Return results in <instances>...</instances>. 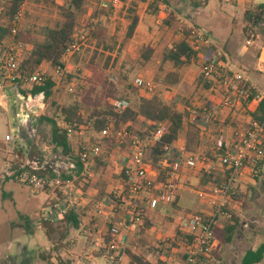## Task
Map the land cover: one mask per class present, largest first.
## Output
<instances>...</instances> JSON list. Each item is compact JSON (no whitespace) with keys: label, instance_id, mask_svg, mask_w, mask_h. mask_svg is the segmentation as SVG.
Returning <instances> with one entry per match:
<instances>
[{"label":"built area","instance_id":"2783aa9c","mask_svg":"<svg viewBox=\"0 0 264 264\" xmlns=\"http://www.w3.org/2000/svg\"><path fill=\"white\" fill-rule=\"evenodd\" d=\"M245 1L251 3V0ZM25 3L13 18L11 40L0 45V100L7 101L10 98L15 111L12 132L5 135V142L11 147L27 137L32 138L36 133L38 118L45 113L44 106L38 104L36 98L22 97L14 86L15 81L21 77L27 49L26 43L16 40ZM120 4L121 0H100L99 5L108 9ZM63 5L71 8L67 2ZM4 10L5 6L0 2V21ZM81 30L78 27L75 40L68 46L63 58L64 66L50 70L49 74L56 85L68 74L67 60L85 39L86 33L81 34ZM78 38L82 40L79 43ZM251 42L247 41V44ZM190 44L194 50L208 56L201 72L212 83V89L218 95V99L210 101L201 111L194 113L193 118L200 129L216 121L221 111L233 110L250 97H255L256 101L264 99V95L243 73L231 70L217 51L210 49L201 33L192 32ZM259 60L264 66V52L260 54ZM48 72L43 65L39 66L24 78L22 88L31 92L35 85L46 80ZM134 86L148 94H153L156 90L152 81L142 77L134 80ZM74 89L75 84L69 83L68 92L72 93ZM111 104L119 111L127 106L121 100H113ZM58 124L67 131L75 158L59 157L53 165L36 160L27 161L21 169L11 173V177L36 194L45 193L48 187L54 191V198L39 215L41 224H58L69 213L81 216L83 233L90 241V246L76 256V264H98V258L106 264H122L128 247V233L140 235L149 213L156 212L161 204L167 205L181 195V176L187 171L211 172L218 166L225 179L208 190L196 191L198 200L208 206L209 211L184 215L179 219L177 227L191 239L184 245V260L175 264H205L216 249L213 229L217 227L220 216L228 215L224 208L229 196L235 193V185L247 172L254 178L258 177L264 166V116L261 119H250L228 137L221 131L213 150L216 155L221 154L217 162L186 146L166 145L163 160L157 167L151 162L153 146L168 133L170 121L154 123L153 130L143 137L137 134L130 123H121L116 127L109 122L98 134L91 136L86 134L83 125L76 130L61 118H58ZM103 141L112 142L113 146L106 145ZM44 152L48 154V148ZM99 162L108 164L119 178L111 191L96 197L90 190L84 189V182L99 175ZM167 169L166 179L158 181L160 170ZM47 171L52 172L51 177L46 176ZM150 228L149 230L155 231V226ZM156 232L158 233L157 229ZM159 234L158 239L165 244L158 247L163 255L169 257L173 252L169 243L174 239L163 234L162 230ZM69 243L75 246L76 241Z\"/></svg>","mask_w":264,"mask_h":264},{"label":"rangeland","instance_id":"374dc122","mask_svg":"<svg viewBox=\"0 0 264 264\" xmlns=\"http://www.w3.org/2000/svg\"><path fill=\"white\" fill-rule=\"evenodd\" d=\"M132 1L138 3L136 11L142 16V27L148 32L145 38L134 37L132 40L125 38L128 25L125 15ZM164 1L167 4L161 5L159 16L151 15L149 8L145 9V3L141 0L121 2L113 15L111 14L108 18L101 15L98 21L103 28L102 41L109 47L113 46L114 51L111 54L101 49L105 56H99L95 63H90L96 42L86 37L85 43L73 53L68 64V73L74 76L72 82L75 87L81 79L87 85V91L93 96H99L102 94L105 82L113 79L120 92L125 91L124 89L130 85L128 93L131 101L135 102L141 96V92L134 86V80L142 77L152 81L156 92L161 93L165 100L177 103L180 109L190 107L198 111L204 108L210 101L218 99L215 98L214 89L204 91L197 84L203 64L207 62V55H202L197 64L193 63L184 68L180 83L176 86L164 84L162 78L165 73L159 71L163 52L178 42L186 29L201 33L231 70L243 74L250 72L251 63L256 60L260 47L264 46V16L263 20L254 26L248 21L245 13L254 11L259 4L264 3V0H253L251 3H246L245 0H210L208 4H205L204 0ZM64 3L65 0H26L24 16L19 26L22 31H30L26 40H33L41 27L54 25L60 19L59 7H65ZM99 4L100 0L88 1L84 12L79 15V30L95 11H100ZM170 12L174 13L178 19L172 27L163 23ZM81 41L79 39L78 43ZM247 41H252L251 45H247ZM147 46L152 47L154 52L150 61L145 63L140 54ZM76 54L77 61L74 57ZM107 55H111L112 58L106 67ZM238 64L244 67L238 68ZM234 68L242 71L234 70ZM170 70L172 66L169 64L165 72ZM48 71V77H52L49 74L50 70ZM252 76V81L264 93V76ZM68 84L66 76L57 85L55 83V97L58 101L70 100L72 93L67 90ZM9 96H11L10 93ZM44 108L43 112L47 113L46 107ZM252 108L253 104H249L247 108L239 106L223 112L221 114V119L225 121L223 126L232 132L237 130L250 120L249 111L253 110ZM14 112L10 98L7 101L0 100V264H57L59 258L56 253L52 254L53 258L50 260H43L41 256L47 255L46 249L54 242L48 238L46 229L39 221V215L48 205L51 197H54V191L48 187L45 193L36 194L26 185L12 178L11 173L21 169L27 161L36 160L53 165L59 157L67 156L63 155L61 150H54L50 144V127L47 124H36V133L32 135V138L27 137L15 147L6 143L5 135L11 134L14 125ZM228 115L230 121L226 122ZM213 133L211 131L210 135ZM207 140L212 142L210 136ZM45 148H48V154L44 152ZM19 149L23 151L19 153ZM45 174L52 176L51 171ZM106 174L112 184V187L107 189L109 192L115 186V182L111 180V171L108 170ZM193 174L187 177L181 176L183 202L177 206H170L165 213L155 215L157 230L164 228L169 231L166 232L168 235H173L181 217L209 211V207L202 204L196 196V191L202 189L198 187V173ZM237 190L247 195L244 203L238 202L237 205L230 206L231 211L239 218L237 229L232 242L220 246L216 254L211 257L210 264H241L246 251L256 249L264 242L263 170L255 178L246 174L241 177L235 185L234 194ZM229 217V215L220 216L219 224L223 226ZM77 230L81 232L82 226L80 225ZM156 237L154 234L152 238L147 237L143 243L139 244V253L143 254L148 261L154 262L158 256L159 242ZM71 238H78V244L71 253L68 252V246L61 247L59 253L62 259L61 264H76L75 255H78L83 248H88L87 243L83 242L77 231L71 232ZM129 261L130 258L127 256L122 264H128ZM96 262L106 264L100 258L96 259ZM259 264H264V259Z\"/></svg>","mask_w":264,"mask_h":264},{"label":"trees","instance_id":"16d2710c","mask_svg":"<svg viewBox=\"0 0 264 264\" xmlns=\"http://www.w3.org/2000/svg\"><path fill=\"white\" fill-rule=\"evenodd\" d=\"M38 1V0H37ZM44 1V0H42ZM89 0H65L71 8L59 7L60 19L51 26L41 27L36 32L35 38L26 40V36L30 31H22L18 29L16 40L27 44L25 51L24 61L21 67V77L15 81L16 92L24 98L29 96L36 98L38 104L46 107L47 113H44L38 118L36 124H47L50 127V144L54 147V150H61V153L71 159H74L73 152L70 147V140L67 131L60 128L58 124V118H61L67 124L72 125L76 130L78 126H85L87 135L98 134L107 123L112 122L116 127L121 123H130L136 130L137 134L141 137L149 134L153 129L152 125L158 122L170 121L171 126L168 133L159 139L153 146L152 164L157 165L162 162L164 156V147L166 145H173L177 141L180 132L184 129L188 122L189 112L186 110H178L173 102H169L163 98L161 93L155 92L148 94L144 90L140 89L141 96L135 101H131L128 90L131 88L127 86L125 91L120 92L117 89V84L113 79H109L103 86L102 94L99 96H93L91 92L87 91V85L84 81L77 82V86L71 94L70 100L58 101L55 97V81L52 77H47L40 85H35L31 92L22 88L23 80L26 76L33 72L41 65H46L47 70H51L55 67L64 66L63 58L66 54L68 46L76 38L78 32V19L79 15L84 12V8ZM146 3L148 0H141ZM209 0H204L207 4ZM5 6L4 13L0 21V45L11 40V29L14 25L13 18L16 12L23 6L26 0H4ZM99 2V1H98ZM126 3L127 0H121ZM131 7L128 8L125 15L128 21L127 31L125 38L131 39L135 33V30L139 24V16L136 11L138 6L137 1L131 2ZM166 5L164 0H151L149 2V12L153 16H159L161 12V5ZM195 4V2H194ZM199 4V3H196ZM113 12V7L108 9L100 8V11H95L91 17H89L82 27V33H86V37L95 41V48L93 50L90 63H95L99 56H105L101 49L107 50L112 54L114 47H109L104 41H102V24L98 21L101 15L108 18ZM247 19L254 26L263 20L264 16V3L259 4L254 11H247ZM177 17L174 13L170 12L163 20V23L172 27L177 22ZM20 28V27H19ZM193 29H186L183 32L182 38L168 47L162 54L159 62V71L165 73L162 78V82L167 85L176 86L180 83L182 77V71L184 68L190 66L193 62L197 64L202 56L200 51L194 50L190 44ZM81 33V34H82ZM80 34L78 35V37ZM79 41V39H78ZM211 50H215L210 46ZM152 47H145L140 56L142 60L147 63L150 61L153 55ZM75 60H78L76 54ZM111 55H107L106 67L111 61ZM172 66V70L165 72L167 65ZM205 65V63L203 64ZM74 79L71 73L66 75V80L70 83ZM126 79V77H123ZM127 80V79H126ZM197 84L204 90H211L212 83L204 77L201 72L197 79ZM113 100H121L127 103V106L122 111L117 110L112 104ZM249 104H253V110L249 111L250 119H261L264 116V99L256 101L255 97H250L246 101H243L241 107L247 108ZM50 111V112H49ZM35 124V127L37 126ZM198 134L195 129H191L188 132V144L192 147L197 143ZM106 145L113 146L112 142L103 141ZM23 150L19 149V153ZM219 155L208 153L211 160L217 162ZM100 172L99 175L93 179L84 182V189L87 191H94L96 197H101L107 193L108 179H107V165L103 162H99ZM166 171L160 170L158 181L166 179ZM72 176V175H71ZM75 176V175H73ZM66 177V176H64ZM198 187L202 190H208V187L215 186L221 183L225 178L221 170L218 168L211 172L201 171L199 173ZM247 195L241 193L240 190L236 191V194L230 195L228 203L224 208V212L230 217L224 223L222 227H215L213 229L214 238L216 242V249L209 256L207 264H210V259L214 256L220 246L230 244L232 242L234 233L239 223L237 215L231 211L230 203H244ZM177 198L170 201L169 204L176 206ZM167 205L161 204L157 209V213H163L167 211ZM243 205V204H242ZM80 215L76 213H69L65 216V219L58 224L43 223L42 226L46 229L48 238L54 242L53 249L47 255H41L43 260H50L52 254L56 253L59 258V264L62 263V259L59 257L60 249L62 246H68V242H65L70 234L72 227H79ZM156 216L148 214L145 219V227L148 228L149 224H152ZM146 229L141 230V237L137 239L134 249H126V255L130 258L129 264H168L169 257L163 255L158 250V256L156 260L148 261L145 256L139 253V244L143 243L146 238ZM184 234L179 230L176 232V239L170 242L172 250L178 249L177 242L183 241ZM187 241L191 239L188 235ZM185 242V241H184ZM165 243H159L163 245ZM264 259V242L261 243L256 249H250L245 252L241 264H259Z\"/></svg>","mask_w":264,"mask_h":264},{"label":"crops","instance_id":"0c3cea01","mask_svg":"<svg viewBox=\"0 0 264 264\" xmlns=\"http://www.w3.org/2000/svg\"><path fill=\"white\" fill-rule=\"evenodd\" d=\"M210 1V0H209ZM208 1V2H209ZM253 0H251V2H252ZM208 2H207V4H208ZM119 6V5H118ZM117 6V7H118ZM141 7H142V5H140ZM148 6H149V0L145 3V9H148ZM117 7H113V12H112V15H113V13H114V10H116L117 9ZM101 8V7H100ZM138 13V12H137ZM138 16H139V24H138V26H137V28H136V30H135V33H134V35H133V37L131 38V40L134 38V37H140V38H145L147 35H148V32H146L145 31V29L142 27V16H140L139 14H138ZM81 33H82V30H81ZM84 34H85V32H83ZM82 33V34H83ZM85 38H86V34H85ZM85 41H86V39H84V41H83V43H81L82 45L85 43ZM252 43V42H251ZM251 43L249 44V45H251ZM248 45V44H247ZM262 52H264V46H262V47H260V49H259V52H258V55H257V57H256V60L254 61V62H252L251 63V70H250V72H248V73H245L244 72V75L250 80V82L257 88V90L259 91V92H261V90L259 89V87L258 86H256V84L252 81V75H254V76H257V77H259V76H264V66L263 65H261L260 64V60H259V57H260V54L262 53ZM73 55V54H72ZM71 55V56H72ZM71 56L68 58V60H67V67H68V64H69V62H70V59H71ZM194 63V62H193ZM192 63V64H193ZM228 65V64H227ZM238 68H240V67H244V66H241V65H239L238 64V66H237ZM43 68H46L47 69V66L46 65H44L43 64ZM238 68H234V70H240V69H238ZM240 71H242V70H240ZM200 75V74H199ZM204 90V89H203ZM204 91H207V90H204ZM262 93V92H261ZM215 94V98H218V95H217V93L215 92L214 93ZM263 95H264V93H262ZM175 105H176V108L178 109V110H181V111H183V110H186V111H188L189 112V118H188V122L186 123V125H185V127H184V129L180 132V134H179V137H178V139H177V141L176 142H174V144L173 145H175V146H186L188 149H191V150H193V151H196V152H198V153H200V154H203V155H205V156H207L209 159H210V157L208 156V153H214V147H215V143H216V140H217V137H218V135H219V133L221 132V131H224L225 132V134H226V136L228 137V136H230L231 135V133H232V130H228V128L226 127V126H223V124L225 123V121H223V119H221V114H223V112H225V111H227V110H223V111H221L218 115H217V119H216V121H214L213 123H211L210 125H208V126H206L205 128H203V129H200L199 128V126H198V123L194 120V118H193V116H194V113L195 112H199V111H201L203 108H201V109H199L198 111H195V109H191L190 107H183V108H179L178 107V105H177V103H175V102H173ZM230 121V117H229V115H228V117H227V119H226V122H229ZM217 126V127H216ZM215 128V129H214ZM191 129H195L196 131H197V134H198V138H197V143L194 145V146H190L189 144H188V132L191 130ZM214 129V130H213ZM225 129H227V131L225 130ZM211 131H213L214 133L212 134V135H210L211 134ZM210 136V140H212V142H208V140H207V138ZM215 154V153H214ZM119 157H120V153L117 155V158L119 159ZM107 165V171L109 170V171H111V180L112 181H114L115 182V185H116V183H117V179L119 178L118 176H116L113 172H114V170H112V168H110V167H108V164H106ZM263 172H264V166H263ZM196 172H194V174H195ZM198 173V176L197 177H199V173L200 172H197ZM192 174H193V172L192 171H187V172H185L184 173V175L183 176H192ZM193 174V175H194ZM246 175H250V173L249 172H247V173H245ZM245 174L243 175V176H245ZM242 176V177H243ZM107 179H108V186H107V189H109V188H111L112 187V184H110V178H109V176L107 177ZM198 180H199V178H198ZM255 180H257V178L255 179ZM211 187V186H210ZM210 187H208V188H210ZM91 194H93V195H95L96 193H94V191H92L91 190ZM184 191H183V188H182V193H181V195L177 198V201H176V206L177 205H179L180 204V202H183V198H184ZM52 199L54 198V197H51ZM52 199H50V200H52ZM49 203V202H48ZM232 204H235V205H237L238 203H230V206L232 205ZM170 206H172V204H170V205H167V210L169 209V207ZM163 213H165V212H163ZM149 214H151L152 216H153V214H154V216L155 215H157V214H160V213H157V212H151V213H149ZM155 218V217H154ZM80 222H79V226L81 225L82 226V222H81V217H80ZM155 220H156V218H155ZM94 223H96V221L94 222ZM145 224V223H144ZM157 223H155V221L152 223V224H149V227L148 228H146L145 227V225H144V227H143V229H146L145 231H146V238L147 237H150V238H152L153 237V235L154 234H156V239L158 240V242L161 244V242H160V240L158 239L159 238V236H160V230H162L163 231V234H166V235H168L166 232H169V231H166L167 229H159L158 230V233L156 232L155 233V231H156V228H157V225H156ZM151 226H155V231H151V230H149V229H151L150 227ZM217 227H222L221 226V224H219V220H218V225H217ZM176 228V227H175ZM78 229V227L76 228V227H72L71 228V230H70V234H69V236H68V238H67V240L65 241V242H68V249H69V253H71L72 252V249L74 248V247H76L77 246V244H78V238H71V232L72 231H77L78 233H79V236L83 239V242L84 243H87V246H90V241L88 240V239H86L85 238V235H84V233H83V228H82V231L81 232H79V230H77ZM104 230V229H103ZM178 231V228H176L175 229V231H174V234L173 235H168L169 237H174L173 239L175 240L176 239V232ZM139 237H141V234L140 235H136V234H134V233H128V240H127V244H128V247L126 248V249H131V248H134V244L136 245V241H137V239L139 238ZM183 241H179V242H177V245H178V249H177V251H173L172 253H170V255H169V260H168V264H175L176 262H181V261H183L184 260V245H185V243H186V241H187V236L185 237V235L183 236ZM72 240H74V241H76V244H75V246H71L70 245V241H72ZM185 241V242H184ZM158 243V244H159ZM53 246H54V243H51V246L48 248V249H46V250H50L49 251V253L51 252V250L53 249ZM157 247H158V245H157ZM157 247H156V249H157ZM155 248V247H154ZM84 249V248H83ZM82 249V250H83ZM157 250H159V252H161L162 253V251L159 249V247H158V249ZM49 253H47V254H49ZM163 254V253H162ZM77 255H75V257H76ZM127 257V255L125 256V258ZM53 258V257H52ZM130 262V261H129ZM123 263V262H122ZM57 264H59V263H57ZM129 264V263H128Z\"/></svg>","mask_w":264,"mask_h":264}]
</instances>
